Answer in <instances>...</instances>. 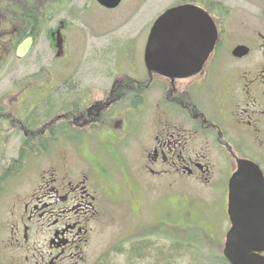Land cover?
I'll return each instance as SVG.
<instances>
[{"label": "flooded vegetation", "instance_id": "flooded-vegetation-1", "mask_svg": "<svg viewBox=\"0 0 264 264\" xmlns=\"http://www.w3.org/2000/svg\"><path fill=\"white\" fill-rule=\"evenodd\" d=\"M162 1L160 13L191 6L213 21L216 41L197 73L168 78L150 72L144 52L131 64L123 57L106 59L112 48L107 45L110 50L95 60L99 65L90 81L81 69L60 79L49 69L39 91L19 90L17 82L11 93H0L14 94L12 101H0V264L83 263L112 183L97 150L120 167V178L131 188L130 209L138 217L144 186L163 183V194L174 200L156 216L163 230L178 237L182 221H190L186 228L192 235L226 238L230 179L238 161L257 165L264 177V0ZM44 3L47 12L56 9L55 0H0V78L13 59L24 60L33 50ZM144 6L151 7L148 0ZM47 23L44 35L52 46L58 25L61 32L66 25L56 19ZM28 38L29 51L18 57V46ZM70 94L72 102L65 100ZM150 98H155L153 116L142 121L135 114L144 112ZM131 144L138 145L136 160L126 154ZM67 146L75 156L56 153L55 147ZM182 180L215 191L212 206L198 208V201L177 186ZM258 195L254 187L240 192Z\"/></svg>", "mask_w": 264, "mask_h": 264}, {"label": "rangeland", "instance_id": "rangeland-1", "mask_svg": "<svg viewBox=\"0 0 264 264\" xmlns=\"http://www.w3.org/2000/svg\"><path fill=\"white\" fill-rule=\"evenodd\" d=\"M146 1L122 0L117 8L107 10V8L100 7L94 0H55L56 9L51 13L47 12V5L44 3L39 11V21L42 24L33 50L26 59H13L11 64L4 68L0 78V85L4 88H0V93L8 91L11 93L13 90L10 88L17 86V82L18 85L21 84L19 90L28 88L27 92L39 91L46 82L49 69L53 72L55 79H60L62 77L60 75H73L74 77V73L78 75L81 69L87 77L86 80L90 81L94 75L92 72H95L94 68L99 65L95 60L100 58L99 54L102 50H110L107 45H112V48L103 57H107L106 59L123 57L128 63H133L138 59L137 56L144 52L148 36V34L145 35L144 28H147L148 33L150 32L153 21L160 15L162 9L160 7L162 0H148L151 7L142 8ZM46 13H48L47 16L42 18V15ZM50 19H56L66 25L65 32H61L60 30L64 27L58 25V32L54 35L52 46L47 42L43 29L50 26L51 23H47ZM113 65L112 60L104 68L111 69ZM127 66L124 65V68L128 69ZM136 66L139 64L136 63ZM137 76L141 77V73ZM42 93L41 89L40 94ZM12 96L14 94H0V101L10 102ZM73 98H75L74 95L70 94L65 97V100L72 102ZM154 103L155 98L148 99L144 112L137 111L135 116L141 117L142 121L150 119L153 116ZM75 148L82 150V146L77 142H75ZM125 148L129 157L134 160L139 157L137 144H131ZM72 149L68 146L66 148L55 147L57 154L59 151H68L75 156L76 151L72 152ZM97 151L100 152L102 161L110 171L112 176L110 179L114 184L111 183L110 189L103 195V209L95 224L94 236L86 249L85 260L79 264H158L160 256L164 260L169 259V263L163 264H221L224 243V237L221 235L217 234L213 239L216 243L212 241L220 248L213 249V244L209 243L206 235L202 234L203 241L196 239L189 233L190 227L186 228L191 222L182 221L184 229H181L178 234L179 236L185 234L192 236L187 240L191 241L189 245L193 247L183 250L182 247L175 245L180 237L175 236L171 230L168 232L162 229L163 226L157 217L156 210H160L162 206L174 200V197L168 196V192L167 195L163 194L165 191L163 183L148 182L147 186H144L146 190L142 214L138 217L132 213L129 205L131 188L120 178V173L117 171L120 167H115L109 157L104 158L103 153L100 150ZM100 154L98 153L97 156ZM130 171L132 175H136L137 167L131 164ZM12 185L14 186V180ZM177 186L189 192L187 198H191L192 202H195V199L196 202L198 201V208L203 204H210L209 207H211V203L216 199L215 191L206 189L205 186L202 187L195 181L183 182L182 180ZM136 191L140 194L138 189ZM2 210L4 211V205L0 200V213ZM222 225L225 226V220ZM141 232L142 234H139ZM139 245L150 248V251L148 248V257L144 260H129L127 252ZM174 250L179 251V255L171 256ZM166 253L169 254L165 256Z\"/></svg>", "mask_w": 264, "mask_h": 264}, {"label": "water", "instance_id": "water-1", "mask_svg": "<svg viewBox=\"0 0 264 264\" xmlns=\"http://www.w3.org/2000/svg\"><path fill=\"white\" fill-rule=\"evenodd\" d=\"M113 9L121 0H96ZM216 40V29L210 17L198 8L179 6L167 10L153 23L144 62L148 71L170 78H182L198 72ZM32 39L17 48L23 57ZM256 188L257 197H241L240 192ZM261 192V193H260ZM231 227L224 242L223 256L229 264H264V177L258 166L239 161L230 179L228 209Z\"/></svg>", "mask_w": 264, "mask_h": 264}, {"label": "trees", "instance_id": "trees-1", "mask_svg": "<svg viewBox=\"0 0 264 264\" xmlns=\"http://www.w3.org/2000/svg\"><path fill=\"white\" fill-rule=\"evenodd\" d=\"M110 177H112L111 174H110ZM193 236H195V235H193ZM195 237H196V239H200V240L203 241V236L200 234V232H199L198 236H195ZM188 238H192V236H190L189 234H185V235L181 236L180 239H179V242H177V240L175 242L176 247L177 246H180V247H182L183 250H186L187 248H190V249L193 248L191 245H189V242H191V241L187 240ZM206 238L209 239V243L210 242L212 243V241L210 240V238L208 236H206ZM184 243H187V244H184ZM212 244H213V249H214V243H212ZM148 248L149 247H144L143 245L136 246L135 248L132 249V251L127 252L128 253L127 254V258L129 260H135V259H137V260H140V259L141 260H144L146 257H148ZM118 251H120V250H118ZM149 251H150V248H149ZM168 254L169 253H166L165 256H167ZM172 255L173 256L174 255H176V256L179 255V251L174 250L173 252H171V256ZM159 259L160 260H158V262H159L158 264H163L165 262L166 263H169V259H167V260L165 259L164 260L161 256L159 257ZM220 261H221L220 262L221 264H229L225 260L224 257H221V260Z\"/></svg>", "mask_w": 264, "mask_h": 264}]
</instances>
